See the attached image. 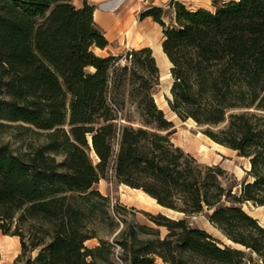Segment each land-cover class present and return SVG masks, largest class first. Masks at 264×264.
<instances>
[{
	"label": "trees",
	"instance_id": "trees-1",
	"mask_svg": "<svg viewBox=\"0 0 264 264\" xmlns=\"http://www.w3.org/2000/svg\"><path fill=\"white\" fill-rule=\"evenodd\" d=\"M74 1L0 0V132L14 127L20 140L46 137L32 151L0 146V232L20 238L15 264H114V245L100 234L107 220L115 224L111 198L97 187L111 168L121 183L166 208L212 211L210 221L244 246L227 245L186 218L148 213L169 232L162 238L138 225L157 237L133 230L119 241L127 264H264V226L243 206H264V0H215V10L173 0L170 24L163 6L140 16L163 28L170 109L250 159L253 179L240 192L224 183L223 166L200 163L172 140L174 121L155 97L162 70L153 49L129 52L131 67L121 65V55L98 54L110 42L96 7ZM134 68L142 72L130 90L141 127L119 123L121 90ZM94 238L100 244L91 247Z\"/></svg>",
	"mask_w": 264,
	"mask_h": 264
},
{
	"label": "rangeland",
	"instance_id": "rangeland-1",
	"mask_svg": "<svg viewBox=\"0 0 264 264\" xmlns=\"http://www.w3.org/2000/svg\"><path fill=\"white\" fill-rule=\"evenodd\" d=\"M143 2V7L138 12V16L141 15L143 11L152 7L153 1L155 0H141ZM196 3L198 0H192ZM167 0H158L156 5L163 4L165 8V20L168 24L173 22L174 19V10L169 5ZM79 4V2H78ZM163 30V28H162ZM131 37V35H130ZM141 39V38H140ZM142 42H146L145 37ZM138 44L139 42H135ZM133 49H129L125 52L118 53L116 55H121V65L132 66L133 56L129 54ZM96 52L100 55L108 56L106 51H101L99 48H96ZM91 71L94 70L93 67L90 68ZM131 70V69H130ZM162 70V69H161ZM142 72L138 68H134L129 73V78L126 83V86L121 90V98L125 101L124 106L120 107L119 112V123L120 124H132L135 127L145 126L142 123V116L140 110L135 102L134 98L130 96V90L133 87V84L141 83ZM172 82V77L169 74L164 75L162 73V82L158 88L157 94L158 99L167 102V99L170 97V85ZM158 102V101H157ZM163 106V105H162ZM163 108V107H162ZM170 108V107H169ZM164 109V108H163ZM167 117L174 121L176 132L172 135V140L177 146L182 147L187 153H190L198 159V161L205 165H216L220 164L228 171V174L224 178V183L227 186L237 184L234 187V192H240L242 183L249 179L252 180L253 177L248 175V169L251 168V162L249 158L241 157L238 155V152H223L215 149L210 142L202 136H199V133H204V130L208 126H200L193 119L182 120L177 118L175 115L170 114L167 109H164ZM215 130L218 128L211 127ZM206 135V134H205ZM23 140H20L19 131L17 129L8 128L6 132H0V146L4 144H9L13 149L17 151H32L34 146L41 144L45 140V135L42 133L37 134H27L23 135ZM91 159L96 164L99 161V158L94 150L90 152ZM59 160H62L64 157L62 155L57 156ZM250 166V167H249ZM128 186V185H127ZM126 184L121 183L115 171L111 168L107 175L100 179L97 187L100 191L107 196H110V213L112 219L115 220V224L111 225V220H107V223L100 226V234L105 237L109 242L114 245V254L112 260L114 264H127L126 261V252L124 251L122 245L119 241H127L131 236L133 230L138 231V235L143 239H154L156 234L154 231L148 230V233L142 232L139 229L138 225H147L153 227L157 233L160 234L162 238L166 237L169 230L166 226H158L148 215V213L158 214L163 213L169 215L175 219L186 218L193 227L201 228L207 230L215 238L221 240L227 245H232L239 248H244L242 245H238L232 241H229L228 237L216 227L209 219V215L212 211L205 209L202 212L187 215L183 212L175 211L169 208L159 207L155 202L150 199H142L140 195H132L133 199H127L124 190L129 188ZM130 187V186H129ZM135 193H138L133 191ZM145 205V206H143ZM155 207H151V206ZM244 209L257 216L260 223L262 222L260 214L264 212V208L259 211L257 210L260 205H256L252 202L245 203ZM117 223V224H116ZM122 233L119 235V232ZM159 231V232H158ZM9 242L10 251L5 250L4 242ZM91 247H95L100 244L98 238L91 239L87 242ZM0 246L2 252V261L1 264H15L16 257L21 252V242L18 236H13L9 234H4L0 232ZM162 263V259L158 258V264Z\"/></svg>",
	"mask_w": 264,
	"mask_h": 264
},
{
	"label": "crops",
	"instance_id": "crops-1",
	"mask_svg": "<svg viewBox=\"0 0 264 264\" xmlns=\"http://www.w3.org/2000/svg\"><path fill=\"white\" fill-rule=\"evenodd\" d=\"M158 0L153 1V6H164L157 4ZM170 3L173 0H167ZM184 2L189 8L197 9L200 7L208 8L211 10L216 9L215 0H198L196 3L192 0H179ZM219 4L228 0H217ZM79 2V4H78ZM85 2L95 5V20L99 26L104 30L106 37L110 44L101 51H106L107 54H118L125 52L129 49H140L144 47V36L140 34L139 25L148 17L141 19L138 16L139 10L143 7L141 0H75L74 3L78 7H82ZM169 3V5H170ZM171 6V5H170ZM172 7V6H171ZM174 10V9H173ZM175 17V12H174ZM131 35V37H130ZM141 38V39H140ZM135 42H139L136 44ZM152 48V47H151ZM127 186V185H126ZM124 190L127 199H133L132 195H139V189L129 187ZM138 192L135 193L133 191ZM145 206V205H143ZM155 207V205L151 206ZM164 207V206H163Z\"/></svg>",
	"mask_w": 264,
	"mask_h": 264
},
{
	"label": "bare ground",
	"instance_id": "bare-ground-1",
	"mask_svg": "<svg viewBox=\"0 0 264 264\" xmlns=\"http://www.w3.org/2000/svg\"><path fill=\"white\" fill-rule=\"evenodd\" d=\"M139 31L140 34L143 35L145 37L146 42L144 43V47L146 46H150L153 49L154 54L159 57V59H161V67H162V71L164 73V75L169 74V67H171L172 63L169 61L168 56L165 55L163 53V42L165 39V35L164 32L162 30V26L156 22L152 17H148L146 20H144L143 22L140 23L139 25ZM155 96L157 97V94H155ZM156 100L158 101V104L160 105V107H163L164 109H167V111H169L170 114L175 115L177 118L181 119L174 111H172L169 108V105L156 98ZM163 105V106H162ZM199 136L205 137L210 144L217 150L223 151V152H237L234 149H231L229 147H227L226 145H223L215 140H213L211 137H209L208 135L203 134L202 132L199 133ZM250 167V166H249ZM139 195L140 198L142 199H150L153 202H155L159 207H163L162 205H160L157 200L150 196L149 194H147L146 192H144L143 190L139 189ZM166 208V207H164ZM264 208V206H260L257 210L261 211ZM253 215V214H251ZM254 216V215H253ZM261 216V224L264 226V212L260 214ZM254 217L257 218V216L255 215ZM231 241V240H229ZM4 248L7 251H10V244L9 242L5 241L4 242Z\"/></svg>",
	"mask_w": 264,
	"mask_h": 264
},
{
	"label": "water",
	"instance_id": "water-1",
	"mask_svg": "<svg viewBox=\"0 0 264 264\" xmlns=\"http://www.w3.org/2000/svg\"><path fill=\"white\" fill-rule=\"evenodd\" d=\"M165 40V39H164ZM163 53L165 54V55H167L166 53H165V51H164V47H163ZM154 56L156 57V59H157V62H158V65L160 66V68L162 69V67H161V59H159V57H157L155 54H154ZM169 59V58H168ZM169 61H170V59H169ZM171 62V61H170ZM169 72H170V74H171V77H172V72H171V67H169ZM162 73H163V71H162ZM172 84H173V77H172V82H171V85H170V88H169V91H170V98H172V91H171V89H172ZM168 102V101H167ZM169 105V104H168ZM170 107V106H169ZM91 145H92V147H93V141H92V138H91ZM95 151V150H94ZM248 170H250V168L248 169ZM173 210V209H172ZM167 216H169V215H167ZM169 217H171V216H169ZM171 218H173V217H171ZM232 241V240H231ZM233 242V241H232Z\"/></svg>",
	"mask_w": 264,
	"mask_h": 264
}]
</instances>
